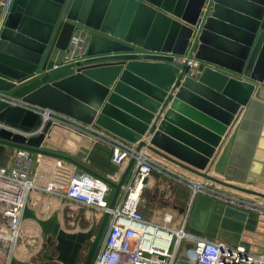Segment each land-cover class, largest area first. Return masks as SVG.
Here are the masks:
<instances>
[{
  "label": "water",
  "instance_id": "obj_1",
  "mask_svg": "<svg viewBox=\"0 0 264 264\" xmlns=\"http://www.w3.org/2000/svg\"><path fill=\"white\" fill-rule=\"evenodd\" d=\"M78 31L91 36L85 50L69 58ZM191 50L201 61L198 77L190 75L191 66L175 59ZM59 51L67 56L57 64L54 56ZM241 106L243 119L215 162V171L225 177L220 179L205 170ZM255 109L260 113L254 115ZM49 110L136 145L118 182L70 155L43 148L50 128L57 124L45 119ZM253 118L264 121V0L11 2L0 30V159L10 146L68 160L114 188L110 210L116 208L143 148L202 178L264 198V193L232 182H245L237 160L244 147L243 130ZM145 133L152 134L149 142L141 140ZM102 145L91 143V152L77 156L89 159ZM109 156L104 171L111 175L121 163L113 161L112 147ZM0 166L6 165L0 160ZM110 210L89 230L76 232L63 228L60 209L43 217L27 202L21 218L39 225L44 248H54L52 260L79 264L81 251L91 243L83 264H92ZM80 211L94 215L96 208L82 206ZM259 218L256 212L200 193L189 208L186 227L197 237L217 240L222 248L226 243L250 249L252 243L243 236L257 230ZM194 246V241H185L176 264H193L186 260V252ZM9 264L32 263L12 254Z\"/></svg>",
  "mask_w": 264,
  "mask_h": 264
},
{
  "label": "built area",
  "instance_id": "obj_2",
  "mask_svg": "<svg viewBox=\"0 0 264 264\" xmlns=\"http://www.w3.org/2000/svg\"><path fill=\"white\" fill-rule=\"evenodd\" d=\"M11 2L12 0L7 2L0 0L1 28L4 26ZM193 55L194 52L191 50L186 55L175 56V59L188 64L192 70H197L201 61L195 59ZM11 103L14 104L15 101L12 100ZM47 112L44 114L47 121L71 127L97 141L106 142L113 148L115 163H121L136 153L135 144L52 110ZM15 157L17 162L14 165L0 166V213L8 226L7 235L0 230V264H9L11 254L4 250L5 242L12 243L19 236L24 206L27 202L30 203V194L37 189L27 169L31 153L20 149L15 153ZM156 170L166 173L165 169L146 153L142 151L137 153L135 174L129 192L123 202L112 210L109 209L107 199L110 184L86 171L76 173L62 192L55 194L103 212L111 211L105 239L100 244L92 264H176L182 245L187 240L195 242V246L186 252V260L193 264H264V247L263 251H254L252 246L246 249L242 245L228 247L224 243L222 248L217 240L193 235L186 227V218L179 227L171 229L148 222L140 209V192L145 178ZM175 177L180 183L192 189L193 197L202 193L215 200L264 216L262 197L246 196L231 187L202 177L198 180L187 176ZM135 189L140 191L135 194Z\"/></svg>",
  "mask_w": 264,
  "mask_h": 264
},
{
  "label": "crops",
  "instance_id": "obj_3",
  "mask_svg": "<svg viewBox=\"0 0 264 264\" xmlns=\"http://www.w3.org/2000/svg\"><path fill=\"white\" fill-rule=\"evenodd\" d=\"M208 7L209 5L207 4L204 6V9H203L204 14L208 12L207 11ZM166 13L168 15L173 16L171 13H168V12ZM179 20L184 24H188L186 21L182 19H179ZM243 31L245 30L243 29ZM90 36L91 35L87 32H81V31L76 32L75 40L72 43L73 52L70 53L68 57L72 58L74 54H81L85 50L86 48L85 42L89 40ZM192 40L195 41L196 39L192 38ZM58 53H59L58 56L56 55L54 56V60L57 64L58 63L60 64L64 62V58H66L65 56H67V54L61 51H59ZM199 73L200 72H197V70H191L190 75L198 77ZM133 89L138 91L139 93H143L141 90H138L135 88ZM127 97L130 98L129 96ZM130 99L135 101L133 98H130ZM170 103L171 102L167 104L166 108L170 106ZM139 105L141 106V103H139ZM140 108H143V107H140ZM244 108L245 107L241 106L240 111L236 114L237 120L236 122L234 121L235 124L233 122L232 125L229 126V130L225 133V135H223L220 145L216 148V151L213 157L210 159L207 169L205 170V171H208L209 174L217 178L225 179L223 174H220L215 171L214 169L215 162L218 160L219 156L221 155L223 147L226 145L230 136L233 134V132H235L236 129H238V126L244 116V112H245ZM256 109L254 111V115L257 113H260L259 110H256ZM56 113H59V112H56ZM59 114H62V113H59ZM62 115L68 117L69 119H74L65 114H62ZM157 115L158 113H156V117ZM129 116L137 119L134 115H129ZM161 117L158 119L157 125L161 122L162 120ZM258 123L259 125H257ZM101 131L109 133L104 130H101ZM243 133L245 135V139L241 143L243 144L244 147L240 149L242 152L239 154V157H238L239 159L237 160V162L240 165L241 172L244 173L242 177L244 178L245 182L244 183L235 182V181H232V182L243 184L245 186H248V188L264 193V121L259 122V121H256L254 118L251 119L249 128L246 130H243ZM113 136L117 137L115 135ZM151 137H152V134L145 133L141 140H145L149 142ZM88 140L92 142L93 141L97 142V140H95L94 138H91L87 134L79 133L77 132V130L71 127L58 123V124H53L52 127L50 128L47 134V137L44 141L43 148L49 151H52V152L70 155L74 157L76 160H78L79 162L84 163L85 166L92 168L96 173L100 174L101 176H106L108 179L112 180L113 182H118L122 174L125 172L126 168L130 165L133 157L131 156L130 158H126L125 160H123L121 164H119L118 169L115 170L116 172L114 174H111V175L106 174L104 171L106 169L105 164L107 162H110L111 160L109 156L110 146L106 142H101L103 143L102 147L97 148L94 150V152L90 153L91 143L88 142ZM86 150L87 152L90 151L89 153L91 154V157L89 159L80 158L77 156L78 154L86 155L87 154ZM14 152L15 153L17 152L16 149L10 146H5V151L3 152V155L0 159L1 163H3L6 166L14 165L17 162ZM142 152L146 153L148 156L153 158L159 165H161L165 169L166 173L163 171L156 170L146 177L147 179H145L143 188L140 192V209L145 215V218L148 222L158 224L162 228H167V229L177 228L183 222V220L187 218L189 214V208L191 206V202H193L192 200L193 195L191 193L190 188L187 185H184L180 183L178 180H176V177H174V175L175 176H187V177H190L191 179H197V180L199 179V176L195 174L194 172H191L178 164L170 162L166 158L156 154L155 152L147 148H143ZM27 169H28L30 178L33 180L37 188L35 191H33L30 194V198H31L29 200L30 205L31 207L37 209L41 216L43 217L49 216V214L52 211L51 207L53 206L54 203L56 206L58 203H60L61 206H65L67 204H70L69 202H72L71 204L76 206L77 211H65L64 207L61 208L62 210L61 218H66L65 222H61V223H62V226H65L64 228L67 231H70V232L87 231L91 227H93L95 223L97 224L102 220L104 212L101 210H97L96 208L94 215L89 212L90 213L89 226L82 229V224L84 223L86 214L84 212H81L80 208L85 205H83L82 203L78 201H74V200H71L63 196L58 197L57 195H55V194H59L60 192H62V190L69 184L71 178L76 173L85 171L84 169L76 166L75 164H73L72 162L68 160L59 158L52 154H41V153H34V152L31 153V160L28 163ZM135 169H136V161L134 165L132 166L130 177L123 187V190L117 202V206L121 202H123V200L126 198L129 192V188L133 182ZM48 188H50L51 190H48ZM113 194H114V188L111 186V189L107 197L109 204L112 201ZM63 201L67 203L63 204L62 203ZM144 202H156L154 209H157V207L159 206L157 202H168L170 204L168 207L174 208L175 211L173 209L172 210L173 212L171 214H168L167 216H164V217L161 215L153 216V215L148 214L147 206L145 205ZM177 202H182L183 204H187L188 208L187 206L185 207V205L183 206L174 205V203H177ZM166 206H167L166 204L161 205L162 208H167ZM0 218H2L3 221L7 222L1 213H0ZM34 222L35 221L30 220V219L22 220L19 236L12 243L5 242L4 250L6 252L9 251V254L13 253V255H16L20 260H25L26 258L23 257V255L26 253V251L31 249L34 251L33 256L36 258V260L34 261L30 259L31 257L29 258L30 259L29 261L32 264H63L62 262L58 260H55V259L52 260L50 258L52 255V251H54V248L49 247V249L35 250L36 239L34 238L32 234ZM66 225H68L72 229H69ZM5 226L6 227L1 226L0 230L3 231L5 235H7L8 233L7 223ZM260 228L261 230L264 228V217H262V220L259 223V229ZM106 233H107V230L101 241V244L103 243L105 239ZM263 247H264V244L261 247L257 248L256 245H254V243L252 242V249L254 251H261ZM86 248H88L87 245L85 246V249L81 251L84 253V258H82L83 261L85 260L87 250H88ZM82 259L80 260L79 264H83Z\"/></svg>",
  "mask_w": 264,
  "mask_h": 264
},
{
  "label": "rangeland",
  "instance_id": "obj_4",
  "mask_svg": "<svg viewBox=\"0 0 264 264\" xmlns=\"http://www.w3.org/2000/svg\"><path fill=\"white\" fill-rule=\"evenodd\" d=\"M4 1H8V0H4ZM8 4V3H7ZM8 6V5H7ZM1 23H2V21L0 20V28H1ZM174 177H175V175H174ZM188 178H190V177H188ZM183 184V183H182ZM184 185H186V184H184ZM188 186V185H187ZM189 187V186H188ZM190 188V187H189ZM190 190H191V193H193V191H192V189L190 188ZM193 197V196H192ZM193 199H194V197H193ZM192 199V200H193ZM70 204H67V205H65V206H61L60 205V203H58L57 204V206L55 205V203L53 204V206L51 207V209H52V211H51V213L55 210V209H60V214H59V216H60V220H61V222H65V220H66V218H61V212H62V210H61V208L62 207H64V210L65 211H77V209H76V206H74L73 204H71L72 202H69ZM145 203V205L147 206V212H148V214H150V215H155V216H167L168 214H171L173 211V209L174 208H169L168 206L170 205L168 202H157L158 204H159V206L157 207V209H154V206L156 205L155 203L156 202H144ZM143 203V204H144ZM164 204H166L167 206V208H162L161 207V205H164ZM191 204H192V202H191ZM174 205H179V206H183V205H185V207L187 206V204H183L182 202H177V203H174ZM187 208H188V206H187ZM186 208V209H187ZM160 212H159V211ZM174 211H175V209H174ZM82 212V211H81ZM50 213V214H51ZM85 214H86V218L84 219V223L82 224V229H84V228H86V227H88L89 226V222H90V219H89V216H90V213H89V211H87V212H84ZM49 214V215H50ZM260 216V218H259V220L261 221L262 220V217H264V216H261V215H259ZM260 223V222H259ZM76 224V223H75ZM6 225V222L5 221H3V219L2 218H0V227L1 226H4V227H6L5 226ZM69 229H72L71 227H69L68 225H66ZM65 226H63V228H64ZM67 228V229H68ZM32 234H33V236H34V238L36 239V242H35V245H36V247H35V250H43V249H49V247L50 246H48L47 248H44V240L42 239V237H41V235H40V232H41V230H40V227H39V225L36 223V222H34V226H33V229H32ZM262 236V237H261ZM243 238L245 239V240H247V241H249V242H253L254 243V245H256V247L257 248H259V247H261L263 244H264V228L261 230V228L259 229V225H258V228H257V230L256 231H245V233H244V236H243ZM260 243H259V242ZM33 248V247H32ZM51 248H53V247H51ZM86 249H88V248H86ZM263 249V248H262ZM261 251H263V250H261ZM7 253H9V251L7 252ZM13 254V253H12ZM11 254V255H12ZM34 255V251L33 250H28V251H26V253L23 255V257H25L26 259V261H29L30 259H32L33 261L34 260H36V258L33 256ZM31 257V258H30ZM30 258V259H29ZM82 258H84V253L83 252H81V259ZM82 261H83V259H82ZM84 262V261H83Z\"/></svg>",
  "mask_w": 264,
  "mask_h": 264
},
{
  "label": "bare ground",
  "instance_id": "obj_5",
  "mask_svg": "<svg viewBox=\"0 0 264 264\" xmlns=\"http://www.w3.org/2000/svg\"><path fill=\"white\" fill-rule=\"evenodd\" d=\"M88 142H90V143H92V144H94L95 142L93 141H89L88 140ZM89 144V143H88ZM199 178H200V176H199ZM233 184H237V185H240V186H244V187H246V188H248V186H245V185H243V184H240V183H235V182H233ZM237 192H239L240 194H243V195H246V196H252V197H259V196H257L256 194H253V193H250V192H247V191H244V190H239V189H235ZM138 191H140V189H135V191H134V193L136 194ZM26 228V227H25ZM262 237V236H261Z\"/></svg>",
  "mask_w": 264,
  "mask_h": 264
},
{
  "label": "flooded vegetation",
  "instance_id": "obj_6",
  "mask_svg": "<svg viewBox=\"0 0 264 264\" xmlns=\"http://www.w3.org/2000/svg\"><path fill=\"white\" fill-rule=\"evenodd\" d=\"M97 228H98V227H97ZM97 228H96V231H97ZM90 244H91V243H88V244H87V247H89V246H90ZM52 253H53V251H52Z\"/></svg>",
  "mask_w": 264,
  "mask_h": 264
}]
</instances>
